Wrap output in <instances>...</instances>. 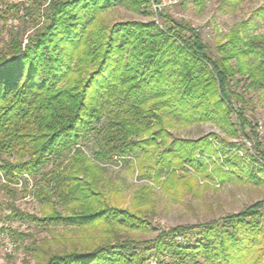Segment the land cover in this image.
Listing matches in <instances>:
<instances>
[{"label":"trees","instance_id":"trees-1","mask_svg":"<svg viewBox=\"0 0 264 264\" xmlns=\"http://www.w3.org/2000/svg\"><path fill=\"white\" fill-rule=\"evenodd\" d=\"M150 5V0H52L43 10L34 5L25 9L35 28L25 46V40L15 35L0 47V174L10 183L24 175L42 177L60 201L80 209H73L69 219L99 230L108 228L106 233L118 227L138 229L144 220L142 211L109 206L94 188L75 185L81 174L87 177L100 168L79 146L94 131L103 141L97 160L115 161L144 146L165 145L169 120L214 123L253 143L250 158L264 168V140L246 115L243 93L234 91L243 83L248 90L264 89V36H249L247 23L242 22L226 35L225 44L217 49L220 55L212 57L190 24H178L167 14L160 15L165 30L153 21L111 27L102 21L111 7L126 6L139 13ZM234 103H241V109ZM213 140L219 139L208 135L184 140L183 148L175 152L165 146L157 166L167 167L166 182L177 178V167L202 172L204 161L197 154L216 156ZM15 155L16 161L3 158ZM63 156L68 157L66 162L61 161ZM50 163L55 167L43 171ZM226 163L239 171L232 161ZM160 178L158 170L155 181ZM9 188L0 184V190ZM137 194L140 207L137 201L146 198L143 192ZM41 196L50 199L46 190L36 195ZM13 212L8 220L63 225L65 219L55 209L43 218ZM151 260L264 264V202L208 223L162 231L151 240L117 237L88 252L52 253L39 264H153Z\"/></svg>","mask_w":264,"mask_h":264},{"label":"rangeland","instance_id":"rangeland-1","mask_svg":"<svg viewBox=\"0 0 264 264\" xmlns=\"http://www.w3.org/2000/svg\"><path fill=\"white\" fill-rule=\"evenodd\" d=\"M51 1L0 0V47H5L15 35H18L19 40H25L24 47L27 37L35 31L31 19L25 17V9L41 5L43 10ZM263 4L264 0H204L202 3L182 0L166 14L178 24H190L201 35L211 56L218 57L220 54L217 49L225 44L226 35L242 22L247 23L249 36H264ZM13 5H17L18 9H13ZM161 14H155L153 5L148 8L143 6L139 13L126 6H117L102 14V21L108 27L128 21L144 24L153 21L159 29L165 30ZM246 85L243 83L235 87L234 91L243 93L248 103L246 115L256 125L254 132L257 133L256 128L260 123L263 125V135L257 134L264 140V89L248 90ZM233 105L235 109H241V103ZM231 119L232 122L236 121L234 115ZM99 128L101 125L97 126ZM165 129L169 131L165 145H159L158 149L144 146V149L136 150L125 160H97L96 154L103 147L102 135L97 134V131L79 144L89 161L101 170L93 169L87 177L81 174L75 185L79 189L87 185L90 189L94 188V191L104 195L109 206L131 212L142 211L140 217L144 222L138 229L118 227L114 233H106L108 228L99 230L78 224L82 220L68 217L73 209L76 212H80V209L60 201L42 177L24 175L10 183L0 174V184L10 186L9 189L0 190V264H39L44 262L46 255L73 250L88 252L117 237L121 240H151L162 231L177 226L208 223L264 202V174L259 173L264 168L250 158L253 157V143L243 136L229 135L214 123L169 120ZM208 135H215L219 140L212 141L217 150L216 156L197 154L204 161L205 169L196 172L187 165L184 168L177 167V178L173 183L166 182L169 174L167 167L157 166L165 146H171L175 152L179 146L183 148L182 141H196ZM223 141L230 145H224ZM3 158L11 162L17 160L16 155ZM67 160L68 157L63 156L61 161ZM226 161H232L239 171L231 168ZM53 167L50 163L43 171H50ZM158 170L161 178L156 182ZM219 172L225 173V176L222 177ZM252 172L253 175L250 174ZM42 190H46L49 195L48 201L44 196L36 197ZM139 192H143L146 198L137 201L140 207L136 206ZM13 209L37 218H43L55 209L65 218L64 224L45 225L25 219L8 220L14 215ZM14 233L21 236L16 237ZM6 238L15 245L11 254L4 251ZM256 251L259 253V250ZM257 253L250 255L249 260L253 261L259 255Z\"/></svg>","mask_w":264,"mask_h":264},{"label":"built area","instance_id":"built-area-1","mask_svg":"<svg viewBox=\"0 0 264 264\" xmlns=\"http://www.w3.org/2000/svg\"><path fill=\"white\" fill-rule=\"evenodd\" d=\"M151 5H153L154 12L156 15L159 13L166 14L177 7L182 0H150ZM256 131L259 135H263V125L260 123ZM4 251L5 253L11 254L15 248V245L10 241V239H4ZM154 264V263H153Z\"/></svg>","mask_w":264,"mask_h":264}]
</instances>
